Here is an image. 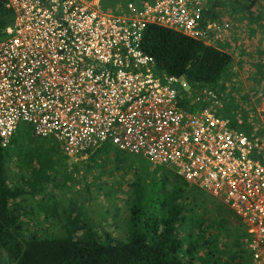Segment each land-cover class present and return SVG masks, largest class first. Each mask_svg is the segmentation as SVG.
Instances as JSON below:
<instances>
[{"label": "built area", "instance_id": "obj_1", "mask_svg": "<svg viewBox=\"0 0 264 264\" xmlns=\"http://www.w3.org/2000/svg\"><path fill=\"white\" fill-rule=\"evenodd\" d=\"M0 144L20 124L74 161L106 143L166 166L221 199L242 221L251 264H264V107L250 137L222 114L218 93L179 91L180 78L142 48L152 24L213 46L225 0H0ZM181 89V88H180ZM187 101L186 107L181 101Z\"/></svg>", "mask_w": 264, "mask_h": 264}, {"label": "trees", "instance_id": "obj_2", "mask_svg": "<svg viewBox=\"0 0 264 264\" xmlns=\"http://www.w3.org/2000/svg\"><path fill=\"white\" fill-rule=\"evenodd\" d=\"M123 1L101 0V5L104 9H114ZM220 4L217 1L214 6ZM251 4L246 5L247 10ZM216 13L213 9L208 15L214 18ZM11 20L12 11L0 1V27ZM142 48L155 59L159 69L169 75L183 77L190 85L189 90L218 86L232 60L230 54L221 49L152 24L144 30ZM179 88L184 91L182 86ZM186 104L187 101H181L182 106L186 107ZM224 115L229 117L228 113ZM231 123L250 137L256 133L253 131L254 122H240L232 117ZM22 140L35 144L24 159L27 164H34L29 169L30 178L26 180L29 190L12 181L7 166L22 145ZM59 152V146L53 139L35 136L29 127H18L7 147L0 144V264H197L194 259H198L204 245L189 239L190 234L187 243H184L186 239L181 238L179 231L185 221L187 200H199L202 192L166 166H157L149 181L141 174H137L132 181L124 237L114 236L110 231L92 225L83 211L72 204L59 215L62 220L56 233L31 229L32 207L22 201L35 189L41 191L50 173L57 170L54 155ZM91 155L111 157L115 163L123 162L128 166L135 159L139 162L147 160L141 155L119 150L110 143ZM157 170H161L160 176ZM140 172L145 176L149 174L145 169ZM230 212L237 220L232 225V231L238 237L233 248L228 256L220 258L219 255L225 251L212 247V241L206 238L203 243L209 249L204 252L199 264H246L247 258L250 260L248 251L245 256L247 249L241 247L246 235L245 227L241 219L232 210ZM228 218L221 216L218 222L223 226ZM239 238H242V243Z\"/></svg>", "mask_w": 264, "mask_h": 264}, {"label": "rangeland", "instance_id": "obj_3", "mask_svg": "<svg viewBox=\"0 0 264 264\" xmlns=\"http://www.w3.org/2000/svg\"><path fill=\"white\" fill-rule=\"evenodd\" d=\"M248 3L252 4L247 10ZM253 3L257 4V10L264 14V3L262 4L261 0L254 2L225 0L217 7V13L223 17L227 15L226 19L230 20V27H238L237 30L245 34L242 37L245 45L241 44L240 48L232 53V63L228 65L218 86L213 89L218 93V98L223 104L222 114L228 113L230 119L236 117L240 122L243 120L254 122L253 131L256 132L260 125V109L264 107V36L256 37L250 32L251 25L258 24V20L254 21L251 14ZM261 26L264 27V22ZM249 34L253 35V44L249 42L251 41ZM200 90L196 89L197 92ZM179 91L190 94L194 93V88L184 91L179 88ZM19 127L25 129L29 126L23 123ZM22 142L7 166L12 174V181H16L29 190L26 180L30 178L29 169L34 164L29 165L24 162V159L25 154L35 144L28 140H22ZM91 154L78 161L68 158L61 150L59 154L54 155L57 160V170L50 173L49 180L43 184L41 191L35 189L34 193L26 195L22 201L25 205L32 207L31 229L39 228L56 233L59 231L62 220L59 215L64 208L72 204L83 211L84 217L92 225L110 231L117 237L126 235L124 225L126 209L130 201L128 197L131 191L130 185L137 174H141L149 181L157 165L143 159L140 163L141 161L135 159L128 166L123 162L115 163L111 157L103 158L101 155ZM144 169L149 171L147 176L140 172ZM157 172L160 176L161 170ZM201 192L202 197L199 200L192 202L190 198L187 200L185 221L179 231L181 238L186 239L184 243H187L190 234L189 239L198 240L199 244L204 245L198 253V259H194V263L197 264L204 257V252L209 249V246L203 243L206 238L212 241V247L217 248L218 251H225L219 255L220 258L228 256L229 250L233 248L238 238L232 231V225L236 224L237 220L230 212L231 209L221 199L212 197L203 190ZM54 212L55 214H52ZM221 216L229 217L223 226L220 221L218 222ZM201 236H203L202 239ZM239 240L242 243V238ZM241 247L246 250L243 244ZM246 252L247 250L245 256ZM245 263L251 264L248 258Z\"/></svg>", "mask_w": 264, "mask_h": 264}, {"label": "crops", "instance_id": "obj_4", "mask_svg": "<svg viewBox=\"0 0 264 264\" xmlns=\"http://www.w3.org/2000/svg\"><path fill=\"white\" fill-rule=\"evenodd\" d=\"M252 1L254 2L255 0H252ZM261 3L263 4L264 1L261 0ZM253 5H254L252 7V12L253 13H251V14L253 15V20L254 21L258 20V22H257L258 24L257 25L252 24L251 27H250V32L253 35H255L256 37L257 36H264V27L261 26L262 22H264V14H262V12L257 10L258 9V5L257 4L253 3ZM226 16L227 15L225 14L224 17L226 18ZM237 28H233L231 26L222 35L214 37L213 47L221 49V50L229 53L231 58H233L232 57V55H233L232 53L236 52L237 48H240V45L243 44L242 37L245 36V34L242 33L240 30H237ZM253 35L249 34V36H250L249 38H251V41H249V42L251 44H253ZM217 44H220L221 46L218 47ZM243 45H245V44H243ZM243 45H242V47H243ZM232 61H233V59L231 60V63H232Z\"/></svg>", "mask_w": 264, "mask_h": 264}, {"label": "water", "instance_id": "obj_5", "mask_svg": "<svg viewBox=\"0 0 264 264\" xmlns=\"http://www.w3.org/2000/svg\"><path fill=\"white\" fill-rule=\"evenodd\" d=\"M180 85L183 87L184 90H189L190 85L186 83L183 77L180 78Z\"/></svg>", "mask_w": 264, "mask_h": 264}]
</instances>
